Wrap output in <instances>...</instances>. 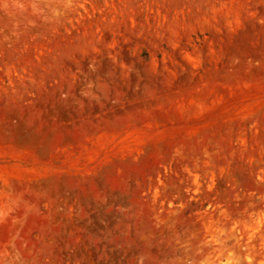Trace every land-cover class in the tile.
Instances as JSON below:
<instances>
[{
    "label": "rangeland",
    "instance_id": "374dc122",
    "mask_svg": "<svg viewBox=\"0 0 264 264\" xmlns=\"http://www.w3.org/2000/svg\"><path fill=\"white\" fill-rule=\"evenodd\" d=\"M0 264H264V0H0Z\"/></svg>",
    "mask_w": 264,
    "mask_h": 264
}]
</instances>
